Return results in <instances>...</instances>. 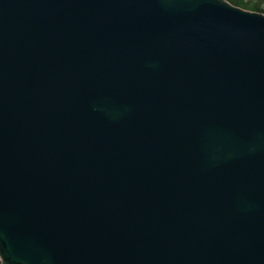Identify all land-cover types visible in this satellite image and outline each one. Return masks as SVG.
<instances>
[{"label": "water", "instance_id": "95a60500", "mask_svg": "<svg viewBox=\"0 0 264 264\" xmlns=\"http://www.w3.org/2000/svg\"><path fill=\"white\" fill-rule=\"evenodd\" d=\"M0 255L264 264V13L0 0Z\"/></svg>", "mask_w": 264, "mask_h": 264}, {"label": "trees", "instance_id": "16d2710c", "mask_svg": "<svg viewBox=\"0 0 264 264\" xmlns=\"http://www.w3.org/2000/svg\"><path fill=\"white\" fill-rule=\"evenodd\" d=\"M228 1L237 7L264 13V0H228ZM0 264H4L1 255H0Z\"/></svg>", "mask_w": 264, "mask_h": 264}]
</instances>
